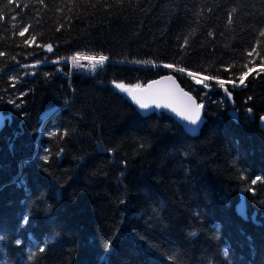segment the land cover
Returning a JSON list of instances; mask_svg holds the SVG:
<instances>
[{"label": "trees", "instance_id": "obj_1", "mask_svg": "<svg viewBox=\"0 0 264 264\" xmlns=\"http://www.w3.org/2000/svg\"><path fill=\"white\" fill-rule=\"evenodd\" d=\"M262 32L264 0H0V264H264V71L233 89L238 120L178 73L209 99L197 135L113 83L239 82ZM77 53L109 59L85 74Z\"/></svg>", "mask_w": 264, "mask_h": 264}, {"label": "water", "instance_id": "obj_2", "mask_svg": "<svg viewBox=\"0 0 264 264\" xmlns=\"http://www.w3.org/2000/svg\"><path fill=\"white\" fill-rule=\"evenodd\" d=\"M108 57V56H107ZM152 65L148 64L147 66ZM163 64H159L160 67L164 68L162 74L158 77H155L151 80H149L146 84L140 85L141 88L139 90H134L133 94L136 96L142 98L145 102L149 103V108L147 109H142L139 104L138 108L142 112H161L164 111L171 116L175 117L183 126L184 128L191 134L197 135L200 133L201 128L203 127L204 123L207 120V117L205 115V108L209 102L208 100L205 101H200L190 90H188L183 84L180 82L178 78V73L185 74L188 77H190L187 73L194 72L198 73L192 70L186 69L184 72L178 71L180 67H174L172 69L165 68L162 66ZM184 69V68H183ZM264 69V65L256 66L252 68V72L245 78V82L247 79L253 75L256 72L262 71ZM199 75L206 76L203 74L198 73ZM166 76H173L175 79L174 80H164L163 78ZM193 79L192 77H190ZM222 79V78H219ZM161 81L160 84L158 85H153L152 89H147V85L150 84L152 81ZM224 80L225 83V88L228 89L232 93V95L229 97L227 93L224 91V88H222L223 94L226 98H228L229 103H230V114L235 120H238L239 118V109H238V104L234 98V88H240L243 84H240V82L235 83L236 85L231 84V80ZM209 81H214L217 83L215 80H209ZM244 82V84H245ZM239 84V85H237ZM132 94V95H133ZM188 94V95H185ZM188 96H191L195 99L197 104L202 103L204 105L203 109H201V120L197 122V124H192L189 121L185 120L184 117L180 115L181 111H185L188 106L190 105V101L188 99ZM156 99L160 104L161 107H156L153 103L152 100ZM136 102V101H135ZM170 105V106H169ZM250 109V108H248ZM247 109V112L251 114L252 119H255L253 116V111L251 109V112H249ZM0 116L4 117L5 119L2 120V126H0V130L5 127L7 122L11 119L12 115L11 113L4 112L3 110H0ZM264 117V115L262 116ZM260 126L264 129V120L260 118ZM238 209L243 215H247V205H246V200L245 198H242L241 201L238 204Z\"/></svg>", "mask_w": 264, "mask_h": 264}, {"label": "snow or ice", "instance_id": "obj_3", "mask_svg": "<svg viewBox=\"0 0 264 264\" xmlns=\"http://www.w3.org/2000/svg\"><path fill=\"white\" fill-rule=\"evenodd\" d=\"M13 19H14V17H13ZM27 31H28V29H27V27H25L24 30L19 33V35L23 36L24 32H27ZM261 35H264V32H262ZM32 39H35V37H32ZM25 43H28V41H25ZM45 47L47 48L48 51H52V45L51 44H48ZM2 55H4V53L0 52V56H2ZM249 55H250V53H249ZM71 59L74 62H78L81 59L93 62L91 67H92V70H95L97 65L103 66L105 61H107L109 59V57H107L105 55H102V54L99 55L98 57L95 56V55H93V56H81L80 53H77L76 55L71 57ZM54 62H58V61H54ZM39 63H40V61H37V64H39ZM262 63H264V61H262ZM79 66L80 67H85V65H83V64H80ZM157 66H159V65H157ZM162 66L165 67V68H169V69H172V68L175 67V65H173V64H163ZM18 67H25L26 68V67H28V65H23V66H18ZM33 67H35V65H33ZM15 70H17V69H13V71H15ZM178 71L184 72V71H186V69L180 68V69H178ZM252 71H253L252 69H249L248 71L243 72L239 76L240 84H244L245 78ZM262 71H264V69H262ZM187 74L190 77H192L193 79H195L197 84H202L205 88H209L210 87V85L205 83V81H207V80H215V81H217L218 85L221 88H224V91L227 93V95L229 97L232 95V93L230 91H228L227 88L224 87L226 82L224 80H222V79H219L216 76H206V77H203V78H197L198 75H199L198 73H194V72H190L189 71ZM257 75H258V73H257ZM11 79H13L15 81L16 77L13 76V77H11ZM163 79L164 80H174L175 78L173 76H166ZM230 82L233 83V85L235 86V81H230ZM113 83L116 84L117 88L121 89L122 91L129 92L130 94H133L134 90H139L141 88V86L139 84L128 86V85H125L123 83H116L115 81H113ZM160 83H161V81H158V80L157 81H152L150 84L147 85V89H145V91H147L148 89H152L153 85H158ZM21 95H23V93H21ZM185 95H188V94H185ZM205 95H207V93ZM132 98L136 101L137 104L140 105V107L142 109L149 108V103L145 102L142 98L136 96L135 94L132 95ZM188 99L190 101V105L188 106V108L185 111H181L180 115L182 117H184V119L189 121L190 123L197 124V122L201 120V109H203L204 105L202 103L197 104L195 99L193 97H191V96H188ZM13 103H15V101H13ZM152 103L156 107H161V104L156 99H153ZM16 106L19 107V105H16ZM248 111L251 112V109H248ZM3 119H5V118L0 116V126H2V120ZM261 119L264 120V117H261ZM50 135L55 137V136H57V133L56 132H51ZM43 159L45 161H47L49 159L48 155H45L43 157ZM259 180H261V177L257 176L252 181V183L255 184ZM28 221H29V217L28 216L22 217V222L24 224H28ZM17 243L19 244L20 241H17ZM41 251H43V249H41ZM224 255L225 256L228 255V249L224 250ZM101 264H103V262H101Z\"/></svg>", "mask_w": 264, "mask_h": 264}, {"label": "built area", "instance_id": "obj_4", "mask_svg": "<svg viewBox=\"0 0 264 264\" xmlns=\"http://www.w3.org/2000/svg\"><path fill=\"white\" fill-rule=\"evenodd\" d=\"M80 54H81V56H93V55L96 56V55H98V54H89V53L88 54H86V53H80ZM71 57H73V56L64 58V60L67 61L70 64L69 60L72 61ZM92 63L93 62H90L88 60L81 59V60H79L77 62L76 66L73 65V61H72V63L70 64V67H71V70L72 71L82 72V73H85V74H90V73H93L100 66V65H97L96 69L95 70H92V67H91ZM80 64L85 65V67H80L79 66Z\"/></svg>", "mask_w": 264, "mask_h": 264}, {"label": "rangeland", "instance_id": "obj_5", "mask_svg": "<svg viewBox=\"0 0 264 264\" xmlns=\"http://www.w3.org/2000/svg\"><path fill=\"white\" fill-rule=\"evenodd\" d=\"M86 54H88V53H86ZM96 56H99V55H96ZM108 61V60H107ZM107 61H105V62H107ZM69 62H70V64L72 63V61L71 60H69ZM76 64H77V62H74L73 61V65L74 66H76ZM35 66H37L38 64H34ZM31 66H33V65H31ZM194 81H195V79H193ZM196 82V81H195ZM210 82H212V81H205V83H210ZM235 83H238V82H235ZM232 85H233V83H231ZM236 85V84H235ZM237 85H239V84H237ZM53 111V109H51V110H49V111H47L45 114H44V116H47V115H49L51 112Z\"/></svg>", "mask_w": 264, "mask_h": 264}, {"label": "bare ground", "instance_id": "obj_6", "mask_svg": "<svg viewBox=\"0 0 264 264\" xmlns=\"http://www.w3.org/2000/svg\"><path fill=\"white\" fill-rule=\"evenodd\" d=\"M98 55H101V54H98ZM203 77H206V76L198 75L197 78H203ZM207 81H208V80H207Z\"/></svg>", "mask_w": 264, "mask_h": 264}]
</instances>
